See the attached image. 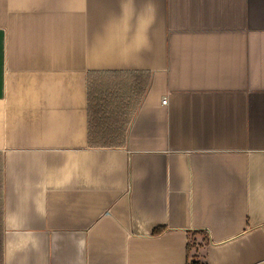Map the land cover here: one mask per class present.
Returning <instances> with one entry per match:
<instances>
[{"label": "crops", "instance_id": "obj_1", "mask_svg": "<svg viewBox=\"0 0 264 264\" xmlns=\"http://www.w3.org/2000/svg\"><path fill=\"white\" fill-rule=\"evenodd\" d=\"M196 262L264 264V0H0V264Z\"/></svg>", "mask_w": 264, "mask_h": 264}, {"label": "built area", "instance_id": "obj_2", "mask_svg": "<svg viewBox=\"0 0 264 264\" xmlns=\"http://www.w3.org/2000/svg\"><path fill=\"white\" fill-rule=\"evenodd\" d=\"M161 103L162 105L166 106V100H163Z\"/></svg>", "mask_w": 264, "mask_h": 264}, {"label": "trees", "instance_id": "obj_3", "mask_svg": "<svg viewBox=\"0 0 264 264\" xmlns=\"http://www.w3.org/2000/svg\"><path fill=\"white\" fill-rule=\"evenodd\" d=\"M193 264H199V263L196 262V263H193Z\"/></svg>", "mask_w": 264, "mask_h": 264}]
</instances>
